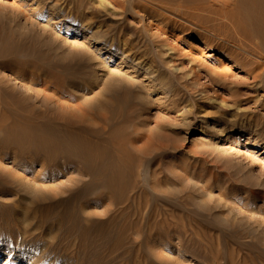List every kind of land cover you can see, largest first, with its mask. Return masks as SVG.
I'll list each match as a JSON object with an SVG mask.
<instances>
[{"label":"rangeland","instance_id":"1","mask_svg":"<svg viewBox=\"0 0 264 264\" xmlns=\"http://www.w3.org/2000/svg\"><path fill=\"white\" fill-rule=\"evenodd\" d=\"M142 3L0 0V44L16 46L0 62V78L25 90V104L42 111L40 121L63 115L99 128L106 142H112L110 127L89 119L85 103L112 102L109 88L130 85L137 100L134 122L113 140L128 142L134 175L141 158L154 159L139 177L149 194L141 193V207L166 196L181 205L173 212H182L183 222L179 216L142 218L134 209L131 218L121 217L96 189L71 205L81 222L75 226L59 214L39 213L27 201L15 202L17 195L2 189L0 264H18L22 251L34 254L19 264H39L38 245L41 264H264L263 257L251 260L264 250V80L254 71L260 58L246 50L241 55L251 57L250 64L228 56L226 42L212 32L206 39L198 25L165 11L154 15ZM229 50L242 49L231 44ZM18 63L30 65L22 69ZM33 156L29 151L24 159ZM61 156L47 166L44 157L24 161L30 170L25 180L41 172L35 182L42 194L68 196L89 175ZM0 158L7 174H19L18 159L1 151ZM154 169L161 170L157 180L151 178ZM154 220L157 226L150 229ZM82 225L91 231L87 237Z\"/></svg>","mask_w":264,"mask_h":264},{"label":"bare ground","instance_id":"2","mask_svg":"<svg viewBox=\"0 0 264 264\" xmlns=\"http://www.w3.org/2000/svg\"><path fill=\"white\" fill-rule=\"evenodd\" d=\"M129 1L131 3H134L137 0H129ZM141 1L143 2L142 5L145 8L146 7L149 8L151 13L154 15H163L162 11H165L176 16L175 18L178 17L180 20L182 21L184 20V22L186 20L187 22L189 21L191 23L198 25L199 28L200 27L202 28L203 31L200 29L202 31L201 34L206 39H210L209 33L212 32L211 35L217 36L220 39L221 43L222 41L224 43L226 42L223 48L228 51L227 54L228 56H232V55L242 56L243 55L242 51L244 50H246V52H249L251 55L252 54L258 55V57L260 58V62L259 61L255 62L256 63V66H254L255 78H260L261 80H264V0H141ZM139 5L140 4L138 3V6ZM159 11H161L162 13H160ZM231 44L237 46V48L242 50L241 51L229 50ZM14 47L16 48V46L11 44L8 47L2 46L0 44V62L3 61L2 59L5 55L14 53L13 51L16 50ZM243 56L242 59L249 61L248 63L250 64L252 60L251 57L247 55V57L243 58ZM15 59H21V57L17 55ZM140 59H142V57ZM246 61L243 62L246 63ZM31 63L34 62L31 61ZM24 64L18 63V65L22 67V69H24L23 68L24 66L30 65L28 63H26L25 65ZM147 65H149V63ZM150 65H149L150 69H148L149 72L151 71L152 68ZM36 66L38 67V65ZM39 66H41V64H39ZM222 73H224V71ZM18 78H20L21 81L24 80L22 76H18ZM68 79H69L68 81L75 80L74 77ZM5 81L6 80L4 78L2 77L0 78V151L2 152V155L3 153L4 155L12 154V157L14 159L19 160L18 164L21 168H16L17 170H20L19 174H15V173L7 174L6 170H4V168H2V166L0 165L1 192L2 189L6 190L7 192H13L18 197L15 199L16 200L15 202L21 203L27 201L28 203H31L34 207L33 209L39 211V213L42 212L43 214H45V216H49V214L50 216L51 214L52 215L59 214V218L64 220L66 219L68 220V222H71L70 224H74L75 226H78V224L81 222H79V217H76L75 209H72L71 205L83 201L84 199L83 195L86 191H94L96 189H100L101 195L105 196L106 199L110 200V201L108 200L109 205L114 206L115 208L117 207L115 211L118 212V215L121 217H125V216L130 217L131 216L130 214L134 209L135 213L132 214H134L135 216H137L138 214V216L140 217L143 216L142 218L144 217L150 218L151 216L154 215L155 220L157 217L161 216L162 219H165V221H167V219L170 216H171V220H173L174 218H176L177 220V216H179L183 222L184 214L181 212L179 215L176 216V213H174L175 212L174 209L177 208L181 209V205L180 206L179 204L177 205L176 202H174L173 200L169 199L166 196L163 198L162 196H157L158 199H155L157 197H155L156 195H154L153 197L155 200L153 201L154 202L153 204H150L149 202L147 204V202H145L146 205H143L144 206L143 208L141 207V204L143 203V199L145 198L144 195H142L141 193L146 192L145 191L146 187L144 186V184L139 182L140 180L139 177L142 175V172L144 170L147 171L149 169L152 160L154 159L153 158L149 159L146 157L141 158L140 168L139 169L137 168L138 173L136 172V174L134 175L133 173L134 168L132 167L131 164L132 163L131 160L133 158L129 150V145L127 144L128 142H126V140L123 139L119 140L118 138H117L118 140L115 138L113 140V136H117L125 127V125H130V123L134 122L133 120L136 115L135 113L136 104H134L133 101L136 102L137 100L134 94L132 93L133 90L130 85H127V87L109 88L110 96L113 99L112 102L104 101L100 104V103H96L95 100L92 99L85 103L87 107L86 112H88L87 117L89 119L91 120L93 119L92 121L95 120L100 121V123H103L105 128L106 126L110 127L111 131L109 130L110 132L109 131L108 132H109V136L111 135L112 142H110V140L109 141L107 140V142L108 143L110 142L112 144V146L109 144V146H111L112 148L111 147L109 148L106 146V144L103 145L101 143V141H104V139H102V137L100 136L101 130L97 127L91 125H87L86 127L82 124H78L77 122L66 121L65 120L66 118L63 115L62 116L57 115L56 120H59L57 124L54 123V121L56 120H53V118L51 119L53 121H50V117L48 118L50 122L48 120L40 121L42 111H37V109H35L36 108L35 106H33V109H31L29 107H31L32 105L31 106L28 105L29 106L28 107L25 104V99L28 98V97L25 98L26 95L25 90L20 88L18 89L13 88V87L10 88V85L8 86ZM10 89L13 90L15 89V92H12L13 90L11 91ZM57 98H61V96ZM40 131L43 133L45 132L44 134L47 133L46 135L47 138H45L46 136L44 137L46 140L43 139L42 137L43 133H41ZM48 137L49 139H51L50 141L47 140ZM104 137L107 138V136ZM53 139L58 141L59 144L57 145L55 142L53 143L54 141ZM13 147H16L18 152L16 151H15L16 153L13 152L12 150ZM6 149L9 150L7 151ZM29 151H33L35 155L33 156V158H31V161H29L28 158L24 159L25 153ZM60 156L62 158L65 157L66 162L71 165L73 164L77 166L80 164L83 167L82 169H84L85 173H88L89 179L86 183H82L81 186L76 187L75 189L70 188L69 189L70 193L66 197H60V198L57 197L59 193H56L53 196H45L44 194L41 193L40 187L36 186L37 182H35L37 180L41 181V172L40 173L37 172L34 175V179L25 180V178L27 177L26 175L30 173V170L26 169L23 166V163L24 161H28L32 163L33 161L41 160V157H44L42 158V160L46 159L45 165L47 166V164L58 160ZM0 160L5 161L3 158H0ZM160 173L161 170L154 169L152 171L151 178L153 180L156 179L157 177H159ZM28 181H30L32 184H34V186H36L35 191L33 190V185H29V186L27 185ZM147 194L145 196H149V194L148 195ZM153 197L150 196V198ZM45 203H47L46 207H45ZM60 214L63 215L60 216ZM154 217L152 218V220L154 219ZM157 221L160 222V220ZM145 225L147 224L145 223ZM145 225L143 227H145ZM156 226H157L156 221L154 222L153 225L151 226L149 225L150 229H154L156 228ZM166 226L168 227V225ZM135 228H140V227L139 225H136ZM90 232L91 231L88 228V225H82L80 231L82 237L83 236L87 237V235ZM22 240L26 241L25 236L23 237ZM31 245L29 244V246ZM36 249L39 250L40 254L38 256L39 257L38 259L40 261L39 264H41V245H38ZM29 252L22 251L20 255L17 254V256L15 257L16 258L15 262L19 264L31 260L32 259L31 256L33 255L30 254H34V252L33 251H29ZM258 255H256V257L258 258L252 257L251 260L255 261L260 257H263L264 259V250L262 251L261 255L259 256ZM241 258L239 257V260H241ZM244 259H245L244 261H247L248 258L246 259V257L244 256ZM30 264H36V263L32 261Z\"/></svg>","mask_w":264,"mask_h":264}]
</instances>
